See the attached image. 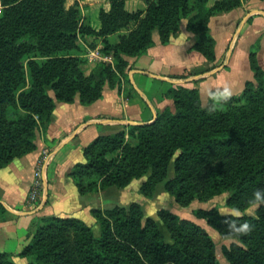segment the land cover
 I'll use <instances>...</instances> for the list:
<instances>
[{
    "label": "trees",
    "instance_id": "trees-1",
    "mask_svg": "<svg viewBox=\"0 0 264 264\" xmlns=\"http://www.w3.org/2000/svg\"><path fill=\"white\" fill-rule=\"evenodd\" d=\"M65 1L0 0V170L36 150L37 135L47 131L57 103L72 104L79 96L89 106L103 99L105 86L119 87L129 69L126 57L147 56L155 33L167 45L187 20L196 37L193 50L214 62L211 18L246 0H130L143 2L145 11L129 10V0H108L99 31L81 23L79 8L67 11ZM119 34L118 43L109 41ZM86 36L100 39L101 52L114 60L89 77L81 68ZM250 62L257 85L248 83L240 96L212 93L204 106L198 90L173 88L166 97L174 112L96 139L84 149L86 163L70 174L80 195L124 189L148 177L141 187L145 198L163 184L182 207L224 194L230 195L228 207L240 213L263 203L257 217H224L216 210L196 215L222 239L241 245L225 250L230 264H264V71L255 53ZM5 213L0 204L1 220ZM92 214L100 235L78 219H34L23 249L0 253V264H220L208 233L169 211L158 217L171 243L154 219L143 225L138 204Z\"/></svg>",
    "mask_w": 264,
    "mask_h": 264
},
{
    "label": "crops",
    "instance_id": "crops-1",
    "mask_svg": "<svg viewBox=\"0 0 264 264\" xmlns=\"http://www.w3.org/2000/svg\"><path fill=\"white\" fill-rule=\"evenodd\" d=\"M187 25V20L182 21L179 32L167 45L155 33L154 46L143 59L126 57L129 69L125 80L114 89L106 86L103 99L89 106L81 104L79 96L72 104L57 103L47 131L37 135L36 150L0 170V204L6 210L0 219V253L18 254L29 240L30 226L36 218H73L94 228L95 210L127 208L137 202L145 211L151 201L140 194V182L82 196L70 174L75 166L86 163L84 149L99 137L127 133L131 126L153 123L160 113L174 112L173 100L166 97L170 89L198 90L206 106L212 93L238 97L248 83L257 85L250 56L256 54L264 71V0H246L240 7L211 18L214 62L193 50L196 37ZM100 28L99 23L93 29ZM119 36L109 41L115 43ZM85 38L88 44L101 46L100 39ZM84 42L81 39L82 49L87 47ZM86 59L81 67L84 75H98L94 59ZM43 149L51 153L46 183L39 200L30 206L28 197ZM152 214L147 217L155 218Z\"/></svg>",
    "mask_w": 264,
    "mask_h": 264
},
{
    "label": "rangeland",
    "instance_id": "rangeland-1",
    "mask_svg": "<svg viewBox=\"0 0 264 264\" xmlns=\"http://www.w3.org/2000/svg\"><path fill=\"white\" fill-rule=\"evenodd\" d=\"M128 7H129V10H131L132 8L140 9L142 11L146 10V5L141 1H138L134 4V1L129 0ZM74 8L80 9L81 23L94 28L100 23V20H99L100 12L101 11L109 12L111 7H110L108 0H66L65 1V9L67 11L74 9ZM0 11H1V8H0ZM120 35H124V34H120ZM86 37L90 38V36H86ZM81 39L85 41L83 43V46L84 45L87 46L85 49L81 50L82 51L81 58L82 59L91 58L92 60L94 59L95 62H93V64L95 65V69L96 71L100 72L102 70L100 64L103 62L91 57L90 54L92 52H95L98 49L101 52L103 48V44L100 47H98L94 43L88 44L85 40L86 39L85 37H81ZM118 42H119V38H118V41L115 43H118ZM113 62L114 60L112 59V63ZM89 76H86V77H89ZM122 80H125V77H122ZM173 176H174V171H173V168H171L169 170L168 179L173 178ZM147 178L148 177H144L140 180L133 181V184H137L134 182H138V183L140 182L141 184L140 186L142 187V185L147 181ZM141 187H140V194L142 195L143 198H145L141 192ZM229 199H230V195L224 194L221 196H216L211 199L202 200V201L197 199L193 201L188 207H182L175 201L174 197L170 196L166 192L163 184H161L157 187L154 197L152 199H147L151 202L149 203L148 208L144 207L145 211L143 210L142 205H140L137 202L131 203L129 207L133 204H138L141 206L143 214H144L143 225L145 224L146 219L151 218L147 216H149V214L151 213H154L152 215H155V218H151V219H154L156 221V223L159 226L160 231L163 233L165 237V241L168 243H171L170 235L166 227L164 226V224L158 217L159 211H162V210L169 211L172 214L178 216L181 220H186L195 225H198L200 228H202L208 233L211 240L215 244V254H216V258L219 261V263L220 264H230L229 259L227 258L225 254V250L226 249L229 250L231 247V244L233 243H236L238 245L240 244L236 240H233V239H222V237L219 235V233L216 230L208 226L206 219L201 218L203 215L202 216L200 215L199 217L196 215V212L198 211L207 212V211L216 210L221 216H224V217H227V216H233L236 218L257 217L258 214H260V208H261V205H263V203L253 205L252 207L247 209L244 213H240L228 207ZM92 229L96 235H100V227L98 223H97V226ZM22 249H20V251Z\"/></svg>",
    "mask_w": 264,
    "mask_h": 264
},
{
    "label": "built area",
    "instance_id": "built-area-1",
    "mask_svg": "<svg viewBox=\"0 0 264 264\" xmlns=\"http://www.w3.org/2000/svg\"><path fill=\"white\" fill-rule=\"evenodd\" d=\"M90 55L91 57L98 59L101 62L112 63V57L103 55L99 49L95 52H92ZM50 159L51 153L47 149H44L37 162L36 169L34 172L33 187L28 197V203L30 204V206L36 204V202L42 195L43 188L46 183L47 166L50 162Z\"/></svg>",
    "mask_w": 264,
    "mask_h": 264
}]
</instances>
